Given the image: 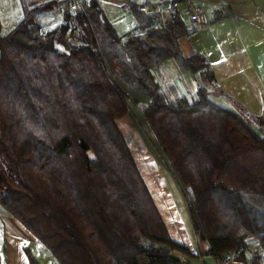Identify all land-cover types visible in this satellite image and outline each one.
Returning <instances> with one entry per match:
<instances>
[{"label": "trees", "instance_id": "16d2710c", "mask_svg": "<svg viewBox=\"0 0 264 264\" xmlns=\"http://www.w3.org/2000/svg\"><path fill=\"white\" fill-rule=\"evenodd\" d=\"M76 15L73 42L69 25L43 34L30 18L3 38L0 22V209L59 264L193 257L170 238L116 126L134 105L189 199L198 238L213 256L260 264L263 119L219 107L205 87L190 100L160 86L169 60L216 82L203 56L183 57L179 39L188 31L178 15L165 28L139 17L142 34L125 38L96 3Z\"/></svg>", "mask_w": 264, "mask_h": 264}, {"label": "crops", "instance_id": "0c3cea01", "mask_svg": "<svg viewBox=\"0 0 264 264\" xmlns=\"http://www.w3.org/2000/svg\"><path fill=\"white\" fill-rule=\"evenodd\" d=\"M60 0H0L1 36L12 34L26 19H34L43 34L69 25L66 37L79 26L76 14L60 12ZM96 3L117 34L125 38L142 34L138 12L142 4L161 6L171 21L178 15L188 31L179 39L185 58L203 56L214 72L216 90L210 89L200 74L182 72L175 60L165 62L157 81L170 98L196 99L205 87L209 99L219 107L242 110L264 121V0H87ZM190 4L201 7L208 24L196 28L188 16ZM156 26L158 19L152 18ZM171 23V22H169ZM168 23V24H169ZM167 24V25H168ZM166 25V26H167ZM161 27V26H160ZM78 29V28H77ZM80 30L76 37L81 36ZM59 49H63L61 45ZM116 126L125 139L133 160L172 239L193 257L174 251L180 264H214L210 244L195 233L189 199L140 110L130 105L127 116ZM158 215V216H159ZM59 264L53 254L21 222L0 209V264Z\"/></svg>", "mask_w": 264, "mask_h": 264}, {"label": "built area", "instance_id": "2783aa9c", "mask_svg": "<svg viewBox=\"0 0 264 264\" xmlns=\"http://www.w3.org/2000/svg\"><path fill=\"white\" fill-rule=\"evenodd\" d=\"M87 0H60L56 7L63 13L79 14L83 13L86 9ZM138 12L145 15L146 17L158 19V23L161 27H166V25L171 22V16L169 12H165L161 6L142 4L138 6ZM188 16L191 23L194 24L196 28L203 27L208 24V17L205 11L194 4L188 6ZM257 251L260 252L261 263L264 264V253L261 248L258 247ZM214 264H252L250 260H241L233 255H216L214 256Z\"/></svg>", "mask_w": 264, "mask_h": 264}, {"label": "rangeland", "instance_id": "374dc122", "mask_svg": "<svg viewBox=\"0 0 264 264\" xmlns=\"http://www.w3.org/2000/svg\"><path fill=\"white\" fill-rule=\"evenodd\" d=\"M211 88L210 89H213V90H216V92H217V88L214 86V85H211L210 86ZM237 113H239V111H236ZM128 115V114H127ZM126 115V116H127ZM158 142V141H157ZM159 144V143H158ZM160 146V145H159ZM161 148V147H160ZM130 150V149H129ZM160 151H162V153H163V156L166 158V160H167V157L165 156V154H164V152H163V150H162V148H161V150ZM89 155L93 158V154L92 153H89ZM133 158V157H132ZM168 161V160H167ZM169 163V162H168ZM137 167V166H136ZM138 170V169H137ZM138 172H139V170H138ZM140 174V173H139ZM140 176H141V174H140ZM141 178H142V176H141ZM142 180H143V178H142ZM143 182H144V180H143ZM144 184H145V182H144ZM145 186H146V184H145ZM146 188H147V186H146ZM148 189V188H147ZM146 189V190H147ZM148 193H149V190H148ZM149 195H150V193H149ZM151 197V196H150ZM151 199H152V197H151ZM152 201H153V199H152ZM154 202V201H153ZM152 202V203H153ZM154 206H155V203H154ZM156 207V206H155ZM157 209V208H156ZM163 247V246H162ZM163 249H165V247H163ZM254 249V248H253ZM257 251V250H256ZM249 257H251V256H249Z\"/></svg>", "mask_w": 264, "mask_h": 264}, {"label": "water", "instance_id": "95a60500", "mask_svg": "<svg viewBox=\"0 0 264 264\" xmlns=\"http://www.w3.org/2000/svg\"><path fill=\"white\" fill-rule=\"evenodd\" d=\"M170 257L172 260H174L176 262H180V259L175 254H172Z\"/></svg>", "mask_w": 264, "mask_h": 264}]
</instances>
